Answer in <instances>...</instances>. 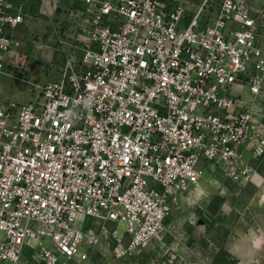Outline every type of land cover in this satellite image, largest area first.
Instances as JSON below:
<instances>
[{
	"label": "built area",
	"instance_id": "built-area-1",
	"mask_svg": "<svg viewBox=\"0 0 264 264\" xmlns=\"http://www.w3.org/2000/svg\"><path fill=\"white\" fill-rule=\"evenodd\" d=\"M84 38L31 102L0 106V264H82L103 236L132 257L173 201L220 165L236 183L264 156V10L249 0H82ZM0 0V70L25 20ZM204 16V22L202 16ZM245 201L251 194H243ZM87 217L97 226L80 227ZM123 229V232H120Z\"/></svg>",
	"mask_w": 264,
	"mask_h": 264
},
{
	"label": "crops",
	"instance_id": "crops-1",
	"mask_svg": "<svg viewBox=\"0 0 264 264\" xmlns=\"http://www.w3.org/2000/svg\"><path fill=\"white\" fill-rule=\"evenodd\" d=\"M249 3L256 10H264V0H249ZM8 5L9 11L24 13L25 20L14 33L20 46L4 54L5 66L17 64L24 58L34 78L42 80L47 78V82L57 78L72 55V45L84 38L85 29L88 27L87 17L80 18L77 15L87 10V4L82 0H10ZM233 93L240 95L242 104H251L255 112L256 128L264 137V90L262 95L254 97L248 85H238L234 87ZM241 152L245 161L253 162L256 175L251 183H236L229 177H224L225 185L232 191L240 187L247 192L255 190L264 193V156L259 159L252 158L247 145L242 147ZM211 165L207 171L209 175L215 180H223L221 175L226 176L224 168L219 165L222 169L218 170L217 164ZM218 180L216 181L219 182ZM237 203L238 201L231 198L230 203L225 205V211L223 210L226 216L224 226L227 227L224 239L228 241L225 248L227 254L236 257L237 262L242 264L244 263L242 257L250 254L249 250L252 248L250 245H254L255 241H260L259 246L264 248V196L262 199L252 198L244 201L246 204ZM220 206L213 201L207 208L210 226L214 228L211 235L213 238L216 236V243L220 240L219 229L223 226L218 216L221 212ZM238 211L239 218L236 215ZM142 251L133 256L135 261L154 254V251L150 253ZM97 255L91 251L89 261L95 260ZM30 259H35L41 264L32 251L26 253L24 264H29Z\"/></svg>",
	"mask_w": 264,
	"mask_h": 264
},
{
	"label": "rangeland",
	"instance_id": "rangeland-1",
	"mask_svg": "<svg viewBox=\"0 0 264 264\" xmlns=\"http://www.w3.org/2000/svg\"><path fill=\"white\" fill-rule=\"evenodd\" d=\"M46 83L47 78L45 80L34 78L24 58L17 64L4 66L0 70V106L7 107L11 103L23 104L33 101ZM210 166L211 163L207 164L208 170ZM216 166L218 170L222 169L219 165ZM207 173L197 187L189 189L173 201L164 229L142 251L147 253L154 251L153 255L137 261L133 256L117 257L115 239L103 236L92 249L93 253L98 254L95 260L82 264H240L237 262L238 259L228 255L225 249L228 241L224 239L227 227L224 226L226 216L223 210L225 205L230 203L231 198L238 201L237 205H239L245 201L243 194H251L253 200H256L262 199L264 193L255 190L247 192L240 187L232 191L224 183L227 175H221L223 180L216 179L219 181L217 182ZM213 201L221 205L218 216L223 226L219 229L221 241L219 240L218 243L215 242L216 236L213 238L211 235L214 233V228L210 226L207 210ZM236 215L239 218L240 211L236 212ZM78 225L95 227L97 223L87 217L78 222ZM120 232H123V229H120ZM258 242L255 241L254 245H250L252 247L249 250L250 254L242 257L244 261L242 264H264V248L259 246L261 242ZM30 260L29 264H39L35 259Z\"/></svg>",
	"mask_w": 264,
	"mask_h": 264
}]
</instances>
